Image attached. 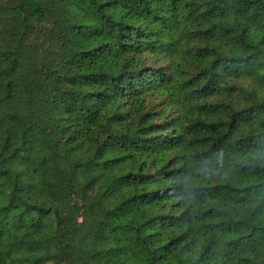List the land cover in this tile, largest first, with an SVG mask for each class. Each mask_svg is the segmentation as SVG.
I'll list each match as a JSON object with an SVG mask.
<instances>
[{
    "label": "trees",
    "instance_id": "16d2710c",
    "mask_svg": "<svg viewBox=\"0 0 264 264\" xmlns=\"http://www.w3.org/2000/svg\"><path fill=\"white\" fill-rule=\"evenodd\" d=\"M0 264H264V0H0Z\"/></svg>",
    "mask_w": 264,
    "mask_h": 264
},
{
    "label": "rangeland",
    "instance_id": "374dc122",
    "mask_svg": "<svg viewBox=\"0 0 264 264\" xmlns=\"http://www.w3.org/2000/svg\"><path fill=\"white\" fill-rule=\"evenodd\" d=\"M241 82V81H240ZM245 83H249V81L245 82Z\"/></svg>",
    "mask_w": 264,
    "mask_h": 264
}]
</instances>
